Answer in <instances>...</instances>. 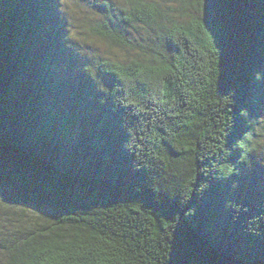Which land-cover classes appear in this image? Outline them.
Returning a JSON list of instances; mask_svg holds the SVG:
<instances>
[{
  "label": "trees",
  "instance_id": "obj_1",
  "mask_svg": "<svg viewBox=\"0 0 264 264\" xmlns=\"http://www.w3.org/2000/svg\"><path fill=\"white\" fill-rule=\"evenodd\" d=\"M68 1L0 0V264H264V0H124L98 75Z\"/></svg>",
  "mask_w": 264,
  "mask_h": 264
},
{
  "label": "rangeland",
  "instance_id": "obj_2",
  "mask_svg": "<svg viewBox=\"0 0 264 264\" xmlns=\"http://www.w3.org/2000/svg\"><path fill=\"white\" fill-rule=\"evenodd\" d=\"M70 6L64 4L63 14L67 18L69 28L70 43H72L71 54L76 57L78 67L81 66L87 70H94V74L98 75L95 70H99L97 64L102 59H109L116 51L107 42L97 38L91 37L87 28L95 25L99 20L112 21L114 24H119L121 11L124 7V0H70ZM102 4L108 6L107 11L102 9ZM75 7V13L72 7ZM75 16L74 29H71L69 22L72 19L69 15ZM108 55V56H106ZM86 66V67H85ZM93 68V69H92ZM74 70H77L74 68ZM73 74H76L74 71ZM98 83V90L103 95L107 90L106 81L99 76L96 77ZM258 123L255 125V139L257 141L254 151L248 161L246 171L260 178H264V102L258 116Z\"/></svg>",
  "mask_w": 264,
  "mask_h": 264
}]
</instances>
